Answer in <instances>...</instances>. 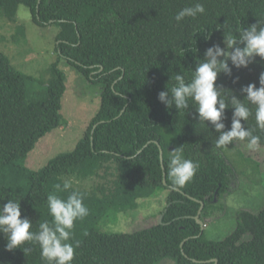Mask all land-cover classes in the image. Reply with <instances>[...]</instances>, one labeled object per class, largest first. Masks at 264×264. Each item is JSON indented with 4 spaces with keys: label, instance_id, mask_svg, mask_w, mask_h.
Returning <instances> with one entry per match:
<instances>
[{
    "label": "trees",
    "instance_id": "obj_1",
    "mask_svg": "<svg viewBox=\"0 0 264 264\" xmlns=\"http://www.w3.org/2000/svg\"><path fill=\"white\" fill-rule=\"evenodd\" d=\"M198 2L205 13L177 24L176 13ZM20 4L31 10L38 25H59V60L46 91L31 97V79L16 71L0 52V206L11 199L19 201L22 219H28L38 234L40 223L53 221L49 194L65 200L71 191L82 194L88 215L74 222L71 264H159L166 259L175 264H264V209L259 214L239 211L237 226L227 238L206 239L196 220L201 203L205 204L200 215L204 221L209 204L236 191V171L221 149L214 147L220 133L211 122H200L191 103L188 110L179 112L158 99L173 74L190 80L209 48L219 45L228 51L227 31L236 35L241 27L264 22V0H0V14L15 22ZM60 59L102 89L101 106L73 152L56 157L40 170H30L23 164L27 156L62 125L67 76L59 69ZM229 67L231 75L221 73L217 79L229 105L221 121L223 132L232 127V96L243 101L244 87L260 86L264 60L256 57L240 69L229 61ZM249 107L252 115L241 123L261 137L264 148V130L256 125L255 107ZM178 147H183L186 159L199 164L183 188L174 186L168 174L170 152ZM107 160L121 162L125 172L113 198L74 188L57 190L56 185L63 189L65 183L61 175L88 179ZM165 191L167 208L158 225L132 233L100 230L104 217L126 214L137 208L139 200ZM6 244L0 233V264H45L38 243L25 245L27 255L21 249L6 251Z\"/></svg>",
    "mask_w": 264,
    "mask_h": 264
},
{
    "label": "rangeland",
    "instance_id": "obj_2",
    "mask_svg": "<svg viewBox=\"0 0 264 264\" xmlns=\"http://www.w3.org/2000/svg\"><path fill=\"white\" fill-rule=\"evenodd\" d=\"M14 19L15 22H11L3 13L0 14V52L10 59L16 71L31 79L28 92L34 97L43 94L53 79V65L59 60L57 36L61 28L58 24L38 25L25 4L19 5ZM59 69L67 76V92L61 111L62 125L43 137L27 156L23 164L30 170H40L56 157L73 152L85 137L101 106L100 87L91 84L66 59H60ZM221 151L236 171V191L225 194L216 203L207 206L202 221L209 241L227 238L237 226L239 211L259 214L264 209V148L253 151L247 147V143L233 142ZM124 176L121 162L107 160L102 162L94 177L87 179L78 174H64L60 179L71 183L72 188L80 192L111 199L118 192ZM166 208L165 191L139 200L137 208L126 214H109L101 220L99 228L105 233H132L150 228L161 222ZM159 264L175 263L166 259Z\"/></svg>",
    "mask_w": 264,
    "mask_h": 264
},
{
    "label": "clouds",
    "instance_id": "obj_3",
    "mask_svg": "<svg viewBox=\"0 0 264 264\" xmlns=\"http://www.w3.org/2000/svg\"><path fill=\"white\" fill-rule=\"evenodd\" d=\"M205 11L204 5L198 2L192 7L179 10L174 20L179 24L186 18H197ZM237 33L234 35L230 31L226 32L225 43L228 51L219 45L209 48L205 59L197 62L190 80H186L184 74H173L169 83L171 87L168 84L167 91H161L158 99L169 110L175 107L179 112L188 110L191 103L198 113L200 122L205 124L211 122L220 133L215 141L216 149L226 148L233 141H247V147L255 151L260 147L261 137L246 130L241 121L249 119L252 115L249 106H254L256 125L260 130H264V72L259 75V87L251 83L242 89L245 94L243 101L232 96L231 107L234 108L232 127L230 131H222L225 125L221 121L225 118L224 114L229 105L225 103L217 87L218 76L221 73L231 75L229 61L240 69L254 63L256 57L264 60V22L259 21L257 24L241 27L237 29ZM198 168V163L184 157L183 147L170 152L168 174L174 186L185 187L194 178ZM56 188L58 191H69L72 185L66 182L63 189L60 185H56ZM47 206L53 221L51 225L47 221L40 223L38 234L31 230L32 223L28 219H22L19 201L11 199L0 206V233L7 240L6 251L21 249L27 255L29 249L25 245L30 242L38 243L45 264H71L75 256V248L70 243L74 222L86 217L88 208L83 203L82 194L76 191H71L66 200L56 193L49 194Z\"/></svg>",
    "mask_w": 264,
    "mask_h": 264
},
{
    "label": "water",
    "instance_id": "obj_4",
    "mask_svg": "<svg viewBox=\"0 0 264 264\" xmlns=\"http://www.w3.org/2000/svg\"><path fill=\"white\" fill-rule=\"evenodd\" d=\"M161 159H163V150H161ZM164 182L166 183V179L164 180ZM201 204H202V206H201V209L198 213V216L196 217V220L202 226V229L205 230V225H204L203 221L200 219V215L202 213V210L204 209L205 204L203 202ZM216 264H217V261H216Z\"/></svg>",
    "mask_w": 264,
    "mask_h": 264
}]
</instances>
